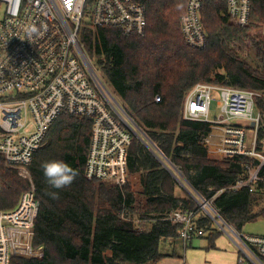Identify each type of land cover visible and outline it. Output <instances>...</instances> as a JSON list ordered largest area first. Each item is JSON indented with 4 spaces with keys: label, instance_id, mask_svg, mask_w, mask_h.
<instances>
[{
    "label": "trees",
    "instance_id": "1",
    "mask_svg": "<svg viewBox=\"0 0 264 264\" xmlns=\"http://www.w3.org/2000/svg\"><path fill=\"white\" fill-rule=\"evenodd\" d=\"M187 1L144 0L148 26L143 37L87 26L80 42L125 112L161 156L180 169L195 197L212 203L242 233L264 218V209L258 210L264 204V184L254 193L233 188L258 162L213 155L204 141L212 126L183 119V105L198 83L264 92V0H254L246 28L230 22L226 0H207L202 19L208 46L203 50L190 48L182 36L180 20ZM252 50L254 64L246 59ZM259 105L264 111V100ZM91 134V119L69 115H61L48 132L29 168L40 202L33 245L43 255L15 257L11 264H158L165 257L161 242L179 239L182 226L169 220L178 211H195L198 227L205 236L210 234L209 248H215L219 233L213 221L198 209L192 193L183 199L175 196V178L140 140L129 150L130 181L125 187L89 182L85 169ZM263 139L262 130L260 151ZM49 160H62L79 175L70 186L52 189L41 169ZM0 187V209L10 210L30 183L0 157ZM51 192H57L58 199ZM135 219L147 226L140 227Z\"/></svg>",
    "mask_w": 264,
    "mask_h": 264
},
{
    "label": "built area",
    "instance_id": "2",
    "mask_svg": "<svg viewBox=\"0 0 264 264\" xmlns=\"http://www.w3.org/2000/svg\"><path fill=\"white\" fill-rule=\"evenodd\" d=\"M206 1L188 0L180 20L185 43L196 50L208 46L202 19ZM253 2L226 0L229 20L240 28L248 27ZM0 5L4 8L0 20V157L7 168L30 183L14 208L0 209V264H11L15 257L43 255L41 248L40 256L33 255L40 202L29 168L61 115L92 120L86 179L119 188L129 183L128 154L134 141L140 140V127L91 63L88 61L90 67L85 63L80 32L91 26L143 37L148 10L144 0H0ZM262 34L264 37V28ZM160 100L155 99L156 103ZM261 100L264 92L210 83H198L185 95L183 119L212 126L204 141L213 155L222 159L243 156L258 162L234 190L254 193L264 184V139L262 150H258L259 133L264 131ZM155 152L177 178V167L156 148ZM197 199L198 209L235 244L236 264H264V236L236 231L212 203ZM169 220L182 226L179 238L186 246L205 236L196 223L195 211L174 212Z\"/></svg>",
    "mask_w": 264,
    "mask_h": 264
},
{
    "label": "rangeland",
    "instance_id": "3",
    "mask_svg": "<svg viewBox=\"0 0 264 264\" xmlns=\"http://www.w3.org/2000/svg\"><path fill=\"white\" fill-rule=\"evenodd\" d=\"M3 16H4V8L2 5H0V20L3 18ZM248 56L251 58L246 56L247 58L246 57L245 58L247 59V61L249 63L254 64L256 62L255 61V52L253 50L250 51ZM104 83L106 84L105 81H104ZM106 86L112 92V90L110 89V87L107 84H106ZM114 96L118 100L120 105L123 107V105H122L121 101L118 99V97H116V95H114ZM215 98L219 99V95H216ZM215 105H216L215 103H213V105H212L213 115H216ZM140 130H142V129L141 128L138 129V131L140 133V134L138 133L139 136H141V134H142V131H140ZM142 137H144V136L142 135ZM177 171H179L180 174L177 175V178H175V180L177 182V186L183 191L185 197L190 195V192L194 196H197L195 194V192H193V190L190 188L189 184L185 181L183 173L180 171V169L178 167H177ZM188 191H190V192L188 193ZM202 201H203V199H201V202ZM260 209H264V204H262V206H260L258 210H260ZM135 223L137 225H139L140 227L147 226L146 222L139 221L137 219H135ZM213 230H215L219 233V236L217 237V239L215 241V247H216L215 249L209 248V240L208 239H209L210 234L207 233V235L204 238L193 240L192 245L189 246V248L186 250L185 253H184L183 249L178 250L176 253L177 257L173 258L174 251H173L172 247L168 246L169 245L168 242L163 241L162 243L166 247V251L168 252L167 254L171 257L170 258H163L158 264H236L238 257H237V252H235L236 248H235V244L233 243V241L230 239L229 236H227L225 234V232H223L220 229V227L216 223H214ZM243 233H245L247 235H253V236H264V218H260L258 221L248 224L243 229ZM177 241L179 242L180 240H177ZM40 254H41L40 250L38 248H34L33 255L34 256H40Z\"/></svg>",
    "mask_w": 264,
    "mask_h": 264
},
{
    "label": "clouds",
    "instance_id": "4",
    "mask_svg": "<svg viewBox=\"0 0 264 264\" xmlns=\"http://www.w3.org/2000/svg\"><path fill=\"white\" fill-rule=\"evenodd\" d=\"M41 169L43 171L46 184L52 189L57 190L70 186L79 175V171L77 169H74L62 160L45 161L41 164ZM49 194L53 199H58L57 192H51Z\"/></svg>",
    "mask_w": 264,
    "mask_h": 264
},
{
    "label": "crops",
    "instance_id": "5",
    "mask_svg": "<svg viewBox=\"0 0 264 264\" xmlns=\"http://www.w3.org/2000/svg\"><path fill=\"white\" fill-rule=\"evenodd\" d=\"M163 165V164H162ZM164 168H165V166H163ZM172 176H173V174H172ZM173 178H175L174 176H173ZM190 191H188V193H189ZM175 196L176 197H178V198H185V195H184V193H183V191L177 186L176 188H175ZM203 238V237H202ZM197 239H201V238H197ZM177 240H180L179 242L177 241ZM196 240V239H195ZM164 242H168V246H170V247H172V249H173V251H174V253H173V258L175 257H177V255H176V253H177V251L178 250H181V249H183V251H184V253L186 252V250L189 248V246H191L192 245V243H193V241L190 243V245H188V246H186L185 244H184V242L179 238V239H175V240H167V241H164ZM180 245H179V244ZM216 248V247H215ZM214 248V249H215ZM235 248H236V246H235ZM160 251H161V253L165 256L164 258H170L171 256H169L167 253V251H166V247L163 245V243L161 242V245H160ZM225 251V250H224ZM223 251V252H224ZM226 252V251H225ZM235 252H237V257H238V250H237V248H236V250H235Z\"/></svg>",
    "mask_w": 264,
    "mask_h": 264
},
{
    "label": "water",
    "instance_id": "6",
    "mask_svg": "<svg viewBox=\"0 0 264 264\" xmlns=\"http://www.w3.org/2000/svg\"><path fill=\"white\" fill-rule=\"evenodd\" d=\"M83 59H84V61H85V63L87 64V65H89V67H90V64H89V62H88V60H87V58H86V56L83 54ZM137 125V124H136ZM138 126V125H137ZM250 126L251 127H253L254 125L251 123L250 124ZM142 131V130H141ZM142 135L144 136V137H141V136H139L138 135V137H139V139H140V141L159 159V161L163 164V166H165V168L171 173V174H173V176L175 177V175H174V173H173V171L171 170V168H169L160 158H159V156L156 154V152H155V146L154 145H152L148 140H147V138H146V136H145V134L143 133V131H142ZM145 138V139H144ZM154 146V147H153ZM191 193V192H190ZM194 198H196L195 196H194ZM197 199V198H196Z\"/></svg>",
    "mask_w": 264,
    "mask_h": 264
}]
</instances>
